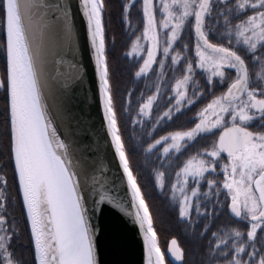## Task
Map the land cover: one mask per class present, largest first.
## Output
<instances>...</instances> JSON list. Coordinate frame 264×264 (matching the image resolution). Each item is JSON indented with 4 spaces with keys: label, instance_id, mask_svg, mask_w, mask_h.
Instances as JSON below:
<instances>
[{
    "label": "snow or ice",
    "instance_id": "snow-or-ice-1",
    "mask_svg": "<svg viewBox=\"0 0 264 264\" xmlns=\"http://www.w3.org/2000/svg\"><path fill=\"white\" fill-rule=\"evenodd\" d=\"M137 2L128 0L123 5L125 20ZM78 3L93 49L104 121L131 199L126 207L113 191L115 184L113 188L105 186L102 163L93 160L89 165L76 155L74 145L63 138L56 117L43 99L41 71L37 68L40 53L34 50L29 31L39 16L46 22L44 28L61 26L66 34L70 33L71 5L61 0H0V31L4 34L0 52L6 60L0 73L4 101L0 157H6L0 163V264H29L17 251L21 227L9 210L10 200L14 199L8 195L9 169L22 197L32 264H99L92 218L105 204L139 225L144 238V264H166L169 254L175 262L184 264V252L175 239L168 253H161L149 207L131 168L106 56L105 0ZM157 7L164 15L159 28L168 30L163 56L171 57L173 70L186 62L183 78L173 89L176 112L180 113L185 103L192 106L198 102L205 90L212 93L217 82L220 86L227 84L226 91L214 96L197 113L199 122L191 130L170 137V147L180 152L185 144L219 132L209 149L197 153L177 173L172 192L179 204V218L190 226L201 218L214 222L217 212L227 208L237 222H247L246 234L238 227L211 231V226L205 224L200 236L210 231L211 236L201 264H264V0H160L159 6L153 0H142L143 38L148 47L135 73L137 78L148 75L157 62L161 46ZM190 17H194V57L188 55L192 50L187 44L183 55L174 48L186 24L191 23ZM159 63L161 68L165 66L164 59ZM250 65L257 69L254 74ZM197 70L206 77L205 89L193 83L189 96L188 87ZM156 99L148 97L139 115L151 109ZM164 117L171 120L172 110ZM168 139L162 137L164 142ZM160 143L156 141V145ZM156 145L150 144L147 151ZM164 154H169L168 147ZM221 173L222 183L217 179ZM164 177V172H157L156 184L161 189ZM204 181L209 191L201 193ZM190 182L196 187L189 195ZM201 195L206 198L204 202ZM221 195L225 197L223 202ZM207 203H212L211 211Z\"/></svg>",
    "mask_w": 264,
    "mask_h": 264
},
{
    "label": "trees",
    "instance_id": "trees-1",
    "mask_svg": "<svg viewBox=\"0 0 264 264\" xmlns=\"http://www.w3.org/2000/svg\"><path fill=\"white\" fill-rule=\"evenodd\" d=\"M127 2L128 0H105L106 6L103 14V23L105 26V49L110 69V78L115 95L117 113L120 118V128L128 148L131 168L133 174L137 177L138 185L141 187L142 194L149 207L158 245L163 250L175 239L184 252V264H201L205 258L211 231H217V229L224 227H238L246 234L247 222H237L228 216L226 208H223L217 212L218 218L214 222L212 219L205 220L201 218L194 226H190L179 218L177 206L174 202H169L166 194L172 176L180 170L184 162L196 156L197 153L209 149L219 132H215L214 135L200 137L194 143L185 144L180 152H169L167 156L161 155L160 147L153 148L151 152H148L147 149L150 144L153 145L157 140L162 139L166 135L192 129L195 123H197V113L214 96H219L223 91H226L227 84L220 86L217 82V87L212 93L205 90L203 98L192 106L185 103L180 113H177L173 89L176 81L183 78V69L186 66V62L178 65L173 70L171 57L165 58L163 56L162 47L158 50L157 62L154 63L148 75L140 78L135 76V73L142 64L143 57L131 56L129 52L137 38L140 39L142 36L144 28L143 12L139 0L130 9L128 19L125 20L123 5ZM157 17H159V14L156 15ZM189 20L191 23L186 24V27L182 31V39L174 45V48L176 52H181L183 55L182 50L184 45L187 44L189 49L192 50L188 55L194 57L195 38L192 27L194 17H190ZM165 44L166 42H163L164 47H166ZM161 59L165 60L163 68H161L159 63ZM256 70V68L250 65V71L253 74ZM229 74L231 77L235 76L234 71L230 70ZM193 83L198 84L200 89H205L206 77L200 70H197L193 82L188 87L187 94L189 96L192 95ZM158 86L159 92L157 91ZM150 96H156L157 99L153 101V107L150 109L147 117H142L139 115L141 105L147 103ZM3 108V92L0 91V132L3 131ZM125 109L128 110L125 111ZM169 109L172 110L173 118L171 120L164 117V113L168 112ZM134 120L140 122L133 123ZM0 138L2 139V137ZM3 158L6 159V157ZM9 171L8 180L10 181L13 177L11 171ZM157 172L165 173V186L161 190L156 187L155 179ZM217 179L221 181V178L218 177ZM208 191L207 182H202L200 192L204 193ZM212 191L215 192V189ZM18 196L20 212L22 214V202L19 192ZM200 199L202 202L206 200L203 195L200 196ZM211 199L214 203L215 196H212ZM220 200L223 202L225 197L221 195ZM206 208L211 211L212 203H207ZM201 211H204V209L202 208ZM193 219H196L195 213H193ZM205 224L211 226V231L201 238L200 233L203 231ZM25 231V242L28 244V230L26 227ZM167 264H178V262H175L172 257L171 260L167 259Z\"/></svg>",
    "mask_w": 264,
    "mask_h": 264
},
{
    "label": "water",
    "instance_id": "water-1",
    "mask_svg": "<svg viewBox=\"0 0 264 264\" xmlns=\"http://www.w3.org/2000/svg\"><path fill=\"white\" fill-rule=\"evenodd\" d=\"M61 2L71 5L70 33L66 34L61 26L44 28L46 22L39 16L29 31L34 50L40 53L37 68L41 71L43 99L56 117L63 138L74 145L76 155L89 165L93 160L104 165L106 171L101 179L107 188L115 184L114 193L127 207L130 190L104 121L86 20L79 10L78 0ZM193 35L195 38L194 28ZM228 214L234 218L229 210ZM92 224L99 264H144L143 233L130 217L105 204L93 216ZM166 258L171 260L172 257L169 254Z\"/></svg>",
    "mask_w": 264,
    "mask_h": 264
},
{
    "label": "rangeland",
    "instance_id": "rangeland-1",
    "mask_svg": "<svg viewBox=\"0 0 264 264\" xmlns=\"http://www.w3.org/2000/svg\"><path fill=\"white\" fill-rule=\"evenodd\" d=\"M140 2H141V6H142V0H140ZM153 2H154V4H156L157 6H159L160 0H153ZM169 2H170V0H169ZM158 14H159V17H157L156 20H157V25H158L157 31L159 33V39L161 41V46L159 48V50H160L162 47H164L163 46V42H166V39H167V35L166 34H167L168 30L167 29H160L159 28V23L164 19V15L159 11V7H157V10L155 12V15H158ZM165 45L167 46V44H165ZM147 47H148L147 42L144 40L143 33H142V36L140 37L138 43H137V40L134 42L133 47H132V49H131V51L129 53H132L131 56H135V57L136 56H138V57L139 56H142L143 58H146V56H147ZM5 64H6V60L4 59L3 60V63H1V72H3L4 67H5ZM142 64H143V61H142ZM142 64H141V66H142ZM149 111H150V109H145V114L144 115H141V116L142 117H147V115L149 114ZM198 122L199 121L197 119V123ZM184 132H187V131H184ZM173 134H175V133H173ZM173 134H169V135L164 136V137H169V139L167 140V142H164L162 139H160L161 140V143L159 145H156V143L153 144V145H156L154 148H157V147H160L161 148V155H163V156L165 155L164 154V149L166 147L169 148V152H175V153H177L174 148H171L170 147V145L173 143L172 140L170 139V137ZM225 160H226V158H225ZM186 163H187V161L184 162V164L182 165V167L180 168V170L185 166ZM180 170L178 172H180ZM177 173L174 174L172 176V178H171L170 186L167 189L166 197L168 198L169 202L171 201V202H174L175 203V205L178 208V213H179V204H178V202L176 200L173 199V192H172V185L174 183H176V181H177ZM219 178H221V181L220 182L222 183V181H223V174L222 173L219 175ZM164 181H166V180H164ZM155 182H156V179H155ZM156 187L159 190H161V188L158 187L157 184H156ZM193 187H196V185L194 183H191L190 182L189 185H188V193H189V195L191 194V189ZM228 203H230V200H228ZM157 245H158V242H157ZM158 247L160 248L162 254H165V251L167 249H169V246H166L163 250L161 249L160 245H158ZM165 260H166V264H167V258L166 257H165Z\"/></svg>",
    "mask_w": 264,
    "mask_h": 264
},
{
    "label": "flooded vegetation",
    "instance_id": "flooded-vegetation-1",
    "mask_svg": "<svg viewBox=\"0 0 264 264\" xmlns=\"http://www.w3.org/2000/svg\"><path fill=\"white\" fill-rule=\"evenodd\" d=\"M4 39V34L2 31H0V42H2ZM4 56L3 53L0 52V73L1 72V63H3L4 60ZM0 163L4 162L6 159L3 157H0ZM226 158V155H225ZM9 171V170H8ZM11 171V170H10ZM9 171V172H10ZM12 174V172H11ZM17 182H15L13 180V178L9 181L8 180V195L14 199L10 200V213L15 216L17 223L20 224L21 227V239L17 242V251L18 253H23V256L26 260L29 261V264H32V254L30 251V245L29 243L26 244L25 242V238H26V231H25V227H24V220L21 217L22 214L20 212V204H19V196H18V190H17ZM226 212L228 214V209L226 208ZM228 216H230L228 214ZM231 217V216H230ZM232 218V217H231ZM236 220V218H233ZM237 221V220H236Z\"/></svg>",
    "mask_w": 264,
    "mask_h": 264
}]
</instances>
